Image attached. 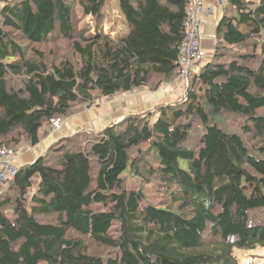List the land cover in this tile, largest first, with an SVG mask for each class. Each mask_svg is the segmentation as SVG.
<instances>
[{
    "label": "trees",
    "instance_id": "1",
    "mask_svg": "<svg viewBox=\"0 0 264 264\" xmlns=\"http://www.w3.org/2000/svg\"><path fill=\"white\" fill-rule=\"evenodd\" d=\"M0 0V150L178 79L190 0ZM85 21V22H84ZM264 0H227L184 98L60 140L0 192V264H238L264 247ZM241 116L243 138L214 122ZM7 146V147H6ZM154 185L124 188L122 173ZM43 262V263H42Z\"/></svg>",
    "mask_w": 264,
    "mask_h": 264
},
{
    "label": "crops",
    "instance_id": "2",
    "mask_svg": "<svg viewBox=\"0 0 264 264\" xmlns=\"http://www.w3.org/2000/svg\"><path fill=\"white\" fill-rule=\"evenodd\" d=\"M200 1L206 5L213 2V0ZM226 6L227 4L224 7L215 5L213 14L207 17L201 25L200 47L202 57L195 61L192 74L197 73L199 68L212 58L218 23ZM112 8L114 15L118 17L116 27H119L118 23L123 22V19L118 13L117 6ZM119 17L121 21H119ZM104 28L112 27H109L105 22ZM112 31L114 33L113 28ZM182 96H184V84L176 80L171 84L163 85L154 92L146 88H138L127 93L96 99L90 106L78 110L65 119L63 127L59 131H51L48 126H44L39 132V142L35 146L31 147L28 142H23V149L14 158V163L17 167L33 163L60 140L82 132L97 134L106 126L118 122L128 115L153 111L158 105L180 99Z\"/></svg>",
    "mask_w": 264,
    "mask_h": 264
},
{
    "label": "built area",
    "instance_id": "3",
    "mask_svg": "<svg viewBox=\"0 0 264 264\" xmlns=\"http://www.w3.org/2000/svg\"><path fill=\"white\" fill-rule=\"evenodd\" d=\"M227 0H213L210 5L204 4L200 0H190L186 6V19L184 24V34L179 45V74L178 81L187 82L196 60L202 57L200 47V27L207 17L213 14L214 6L224 7ZM64 124L62 118H52L47 126L51 131H59ZM23 146L12 149L0 150V192L6 183L11 180L17 172L18 167L14 163V158L21 152Z\"/></svg>",
    "mask_w": 264,
    "mask_h": 264
},
{
    "label": "rangeland",
    "instance_id": "4",
    "mask_svg": "<svg viewBox=\"0 0 264 264\" xmlns=\"http://www.w3.org/2000/svg\"><path fill=\"white\" fill-rule=\"evenodd\" d=\"M117 6V1L112 0V7ZM106 24L113 28L114 34L119 36L126 33L125 24L121 21L119 17V27L117 26L118 17L114 15L113 8L111 10H106ZM85 22V21H84ZM162 87V86H161ZM160 89V88H159ZM183 96L180 98L182 99ZM178 100V99H177ZM176 101V100H173ZM171 101V102H173ZM169 102V103H171ZM81 107L79 110L83 109ZM261 112H264L261 110ZM213 122L225 132L238 134L243 138V132L241 130V124L243 123V118L241 116H233V115H222L220 118H214ZM122 177L125 178L124 188L126 191L129 190H142L145 201L143 204H146L148 200L154 195L156 187L154 185L149 184H141V182L130 176L128 169L122 173ZM233 255L235 256L238 264H264V247H256L255 249L245 250L233 248Z\"/></svg>",
    "mask_w": 264,
    "mask_h": 264
},
{
    "label": "bare ground",
    "instance_id": "5",
    "mask_svg": "<svg viewBox=\"0 0 264 264\" xmlns=\"http://www.w3.org/2000/svg\"><path fill=\"white\" fill-rule=\"evenodd\" d=\"M120 94V93H119ZM7 147V146H6ZM43 263V262H42Z\"/></svg>",
    "mask_w": 264,
    "mask_h": 264
},
{
    "label": "clouds",
    "instance_id": "6",
    "mask_svg": "<svg viewBox=\"0 0 264 264\" xmlns=\"http://www.w3.org/2000/svg\"><path fill=\"white\" fill-rule=\"evenodd\" d=\"M183 98H184V96H183Z\"/></svg>",
    "mask_w": 264,
    "mask_h": 264
}]
</instances>
